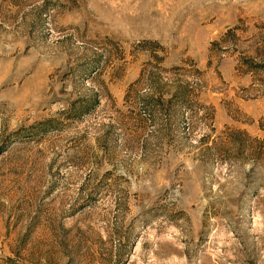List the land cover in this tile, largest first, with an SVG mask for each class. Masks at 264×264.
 <instances>
[{"label": "rangeland", "instance_id": "1", "mask_svg": "<svg viewBox=\"0 0 264 264\" xmlns=\"http://www.w3.org/2000/svg\"><path fill=\"white\" fill-rule=\"evenodd\" d=\"M0 264H264V0H0Z\"/></svg>", "mask_w": 264, "mask_h": 264}, {"label": "trees", "instance_id": "2", "mask_svg": "<svg viewBox=\"0 0 264 264\" xmlns=\"http://www.w3.org/2000/svg\"><path fill=\"white\" fill-rule=\"evenodd\" d=\"M183 88V87H182Z\"/></svg>", "mask_w": 264, "mask_h": 264}]
</instances>
